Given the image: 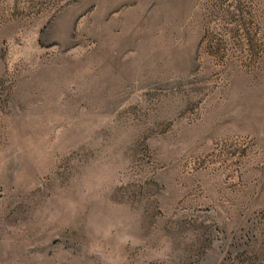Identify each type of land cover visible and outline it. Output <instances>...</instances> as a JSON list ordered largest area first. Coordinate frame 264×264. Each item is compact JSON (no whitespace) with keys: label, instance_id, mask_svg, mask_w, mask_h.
I'll use <instances>...</instances> for the list:
<instances>
[{"label":"rangeland","instance_id":"374dc122","mask_svg":"<svg viewBox=\"0 0 264 264\" xmlns=\"http://www.w3.org/2000/svg\"><path fill=\"white\" fill-rule=\"evenodd\" d=\"M0 264H264V0H0Z\"/></svg>","mask_w":264,"mask_h":264}]
</instances>
